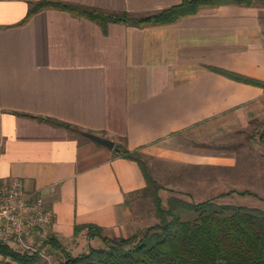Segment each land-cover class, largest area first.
I'll list each match as a JSON object with an SVG mask.
<instances>
[{
	"label": "crops",
	"instance_id": "0c3cea01",
	"mask_svg": "<svg viewBox=\"0 0 264 264\" xmlns=\"http://www.w3.org/2000/svg\"><path fill=\"white\" fill-rule=\"evenodd\" d=\"M35 1L0 0V180L22 181L53 209L55 221L39 229L40 241L53 234L78 256L104 246L88 229L76 234L78 225L128 237L159 222L139 212L147 186L140 164L86 132L139 151L163 198L191 200L195 192L202 202L226 181L237 182L241 146L264 124V87L218 70L264 81V6H207L172 24L112 23L105 33L61 9L22 23ZM65 1L137 14L182 2ZM262 157L254 154L263 172ZM230 190L218 198L248 192L243 196L260 203L223 201L264 208V194Z\"/></svg>",
	"mask_w": 264,
	"mask_h": 264
},
{
	"label": "trees",
	"instance_id": "16d2710c",
	"mask_svg": "<svg viewBox=\"0 0 264 264\" xmlns=\"http://www.w3.org/2000/svg\"><path fill=\"white\" fill-rule=\"evenodd\" d=\"M228 4L264 6V0H182L180 4L146 14L65 0H39L30 3L22 23L44 9H61L95 21L107 33L112 23L137 27L167 25L196 14L203 7ZM218 71L238 81L264 87V81L225 70ZM54 123L63 124L72 134L85 133L72 124ZM261 139L264 142V133ZM114 154L140 164L147 181L143 195L155 203L159 219L157 224L128 237H109L98 226L78 225L76 234L88 229L91 237L101 236L104 243V246L91 247L78 256L69 253L60 238L53 234H49L38 249L35 248L37 244L33 248H25L15 242L0 241V264H40L43 248L47 245L64 252L57 264H264L263 207L221 200L226 196L196 203L171 195L165 203L161 196L163 185L139 151L117 144ZM247 193L240 192V195ZM39 229L34 233L38 235Z\"/></svg>",
	"mask_w": 264,
	"mask_h": 264
},
{
	"label": "built area",
	"instance_id": "2783aa9c",
	"mask_svg": "<svg viewBox=\"0 0 264 264\" xmlns=\"http://www.w3.org/2000/svg\"><path fill=\"white\" fill-rule=\"evenodd\" d=\"M54 221L55 213L42 194L25 190L20 180H0V241L33 248L34 230Z\"/></svg>",
	"mask_w": 264,
	"mask_h": 264
},
{
	"label": "rangeland",
	"instance_id": "374dc122",
	"mask_svg": "<svg viewBox=\"0 0 264 264\" xmlns=\"http://www.w3.org/2000/svg\"><path fill=\"white\" fill-rule=\"evenodd\" d=\"M251 137L252 140L250 146L248 144L245 145V147L242 145L241 148V153H240V163L237 166V168L233 171L232 176L235 177L234 179L237 181L236 183H229L226 181L227 184H221L219 186V189L217 192L213 194V198H218L220 196L221 191H230V189L242 191L244 189H250L253 190L255 194H264V187L262 186L264 182V171L262 172L261 167L259 166V157L256 159L254 158V154H264V142H262V134L264 133V124H261L260 126L257 124L256 126H253L251 129ZM248 142V141H247ZM249 146V147H248ZM248 154V155H247ZM247 156V159L245 157ZM261 158V157H260ZM264 161L263 157L261 159ZM251 174L250 179H249V184H245V178L244 175L247 173L246 171ZM248 176V174L246 175ZM240 181V182H239ZM160 184H162L159 181ZM249 185V186H248ZM263 187V188H262ZM227 192V193H230ZM224 193V194H227ZM253 193V194H254ZM195 197L191 198V201L200 203L201 201L197 200L201 199L200 197H203L204 195H200L198 193H193ZM198 194V196H197ZM177 195V194H176ZM179 195V194H178ZM142 205H140L139 212L140 213H148V214H155L156 215V206L155 203L152 201L151 198H146L144 195H142ZM227 200V201H237V202H255V203H260L256 198H253V196H243L240 195L239 193L237 194H231L229 197H223L221 200ZM209 200V199H208ZM163 201L167 203L168 198L164 196ZM199 201V202H198ZM204 200L202 199V202ZM264 205V202H262ZM150 215V216H152ZM157 216V215H156ZM34 235V234H32ZM30 240H32L33 245L39 248L43 245L45 238L40 241L38 235H34ZM40 243V244H39ZM43 259L40 264H57L63 256H61V253L57 252V250H53L49 246H44L43 251Z\"/></svg>",
	"mask_w": 264,
	"mask_h": 264
},
{
	"label": "water",
	"instance_id": "95a60500",
	"mask_svg": "<svg viewBox=\"0 0 264 264\" xmlns=\"http://www.w3.org/2000/svg\"><path fill=\"white\" fill-rule=\"evenodd\" d=\"M86 134L92 138L94 141L98 142L99 144H102L104 146H107L111 149H114L116 144L113 140L111 139H108V138H105V137H102L98 134H95V133H91V132H86Z\"/></svg>",
	"mask_w": 264,
	"mask_h": 264
}]
</instances>
